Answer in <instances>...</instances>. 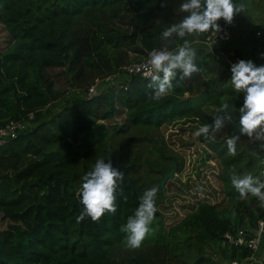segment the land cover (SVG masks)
Here are the masks:
<instances>
[{
    "label": "trees",
    "instance_id": "1",
    "mask_svg": "<svg viewBox=\"0 0 264 264\" xmlns=\"http://www.w3.org/2000/svg\"><path fill=\"white\" fill-rule=\"evenodd\" d=\"M160 2L0 0V24L8 34L0 51V126L31 114L30 125L0 144V210L8 219L0 227V264H186L185 249L193 252L190 264H219L205 251L219 248L224 231L254 226L264 216L255 197L240 199L231 184L232 174L264 180V150L257 143L241 137L237 155L227 154L225 141L239 128L237 113L214 142L197 137L216 160V178L228 205L196 200L178 223L160 228L154 240L132 251L125 247L121 228L140 199L124 180L127 200L117 193L114 215L77 223L83 207L77 191L97 159L133 162L126 174L141 195L158 186L159 204L164 197L160 179L172 169L180 171L183 161L154 132L185 118L198 130L212 123L222 103L242 106L230 67L208 52L197 60L200 73L174 81V92L160 101L150 98V79L137 73L99 87L90 97L53 88L45 71L49 66H63L70 88L85 89L88 75L102 80L159 49L162 31L186 15L179 11L184 0H167L165 8ZM177 44L182 40L177 38L170 50ZM50 103L59 110L51 112ZM159 215L158 210L155 218ZM247 254L244 248H230L232 258Z\"/></svg>",
    "mask_w": 264,
    "mask_h": 264
},
{
    "label": "clouds",
    "instance_id": "2",
    "mask_svg": "<svg viewBox=\"0 0 264 264\" xmlns=\"http://www.w3.org/2000/svg\"><path fill=\"white\" fill-rule=\"evenodd\" d=\"M160 7H167V0H161ZM246 10V0H184L179 5V11L186 15L162 31V46L152 49L148 54L150 69L145 75L150 79L147 87L153 90L150 98L160 101L174 92V81L190 80L194 74L200 73L198 50L188 37L210 31L217 33L221 30L218 21L223 19L231 25L234 17L246 14ZM177 38L182 40V44L170 50ZM259 56L264 59V52L259 53ZM229 70L234 91L243 94L242 106L236 108L227 102L222 103L212 114V123L201 125L194 135L214 142L216 134L231 124L238 113V131L225 141L227 154L232 157L237 155V143L241 137H247L264 150V65L257 66L252 60L241 59L232 63ZM230 179L240 199L250 195L264 208V180L250 173L232 174ZM124 180L125 173L114 167L110 158L107 162L103 158L97 159L93 168L82 177L78 195L83 207L76 217L77 223L85 218L99 222L106 213L114 215L117 212V193L127 200L121 187ZM159 191L158 186L144 191L134 214L122 226L121 231L126 233V249H140L152 233V224L158 211L156 202Z\"/></svg>",
    "mask_w": 264,
    "mask_h": 264
},
{
    "label": "rangeland",
    "instance_id": "3",
    "mask_svg": "<svg viewBox=\"0 0 264 264\" xmlns=\"http://www.w3.org/2000/svg\"><path fill=\"white\" fill-rule=\"evenodd\" d=\"M121 24L122 28H128L125 21H122ZM7 44L8 34L0 24V51ZM129 54L131 53L129 52ZM45 71L52 80L54 89L63 90L66 95L77 92L79 94L83 93V87L85 85L70 88L67 79L69 76L64 73L63 66H49ZM95 78L99 77L88 75L87 84L91 83ZM184 95H187V92H184ZM48 106L51 112H56L60 108L57 103H50ZM28 124L30 125L29 122L27 126ZM195 131H197L196 123L191 122L189 118H185L183 120L162 124L154 132L157 136H162L167 146L182 157L183 164L181 170L176 171L174 176L166 179L163 184L164 197L159 204H156L160 215L154 219L152 224L153 231L145 239L144 243L154 240L160 228L167 230L168 227L178 223L196 200L205 199L211 203H220V206L228 205L221 191V184L216 178V172L218 170L216 160L210 155H207L208 151L194 135ZM201 188L205 190L202 193H206V196L199 198L196 191ZM7 220L2 210H0L1 228ZM180 239L181 237L177 239L179 245L181 243ZM123 241L126 243V235ZM182 251L184 252V260L187 261L186 264H190L189 254L193 252L191 251L189 253L187 249ZM205 252L207 254L211 253V248Z\"/></svg>",
    "mask_w": 264,
    "mask_h": 264
},
{
    "label": "built area",
    "instance_id": "4",
    "mask_svg": "<svg viewBox=\"0 0 264 264\" xmlns=\"http://www.w3.org/2000/svg\"><path fill=\"white\" fill-rule=\"evenodd\" d=\"M220 29L221 30L217 33L210 31L204 34L203 38L199 40L202 45L201 50H205V53L208 52L214 59L220 60L230 67L232 63L241 60V57L235 49H224L223 47V44L226 43L230 37L231 31L229 24L222 22L220 24ZM253 35L264 41V25L254 29ZM180 45L181 44H177L172 50H175ZM148 59L149 55L139 61L126 64L119 73L111 76H104L102 80L101 78H95L83 89L82 95L90 97L98 91L99 87L103 88L111 83H116L121 78L127 77L133 73L146 77L145 73L150 69ZM29 118H31L30 113L26 118L9 120L4 125L0 126V144L8 139L14 138L19 132L26 128ZM203 190L201 188L196 191L199 198L206 196V193H202ZM232 247L244 248L248 251V254L239 258H232L230 257V248ZM217 249H225V251H228L227 254H224L220 250L218 253L212 252L211 256L215 257V260L219 264H264V216L257 219L254 226L236 228L233 231H224L221 235L219 248Z\"/></svg>",
    "mask_w": 264,
    "mask_h": 264
},
{
    "label": "crops",
    "instance_id": "5",
    "mask_svg": "<svg viewBox=\"0 0 264 264\" xmlns=\"http://www.w3.org/2000/svg\"><path fill=\"white\" fill-rule=\"evenodd\" d=\"M247 10H246V20H247V30L252 36L253 40H248L245 29L243 26V14L234 17V21L230 26V37L226 43L223 44L224 49H239L240 57L243 60H252L255 64L254 50H257V54L261 65H264V59H260L259 53L264 52V41L253 35L254 29L264 25V0H246ZM192 45L198 50V60L205 53L202 49V45L199 40H193ZM253 44L255 46H253ZM221 249L216 247L211 248L212 252L218 253ZM224 253V252H223ZM215 260V257L212 256Z\"/></svg>",
    "mask_w": 264,
    "mask_h": 264
},
{
    "label": "water",
    "instance_id": "6",
    "mask_svg": "<svg viewBox=\"0 0 264 264\" xmlns=\"http://www.w3.org/2000/svg\"><path fill=\"white\" fill-rule=\"evenodd\" d=\"M243 26H244L245 34H246L248 40L252 41L253 38L249 34V32L247 30L246 14H243ZM253 46H255V45L253 44ZM254 57H255L256 65L257 66H260L261 63H260V60H259V57H258V54H257V50L256 49L254 50ZM132 165H133V162H130L127 165H122L118 161L113 162V166L114 167L119 168L121 171H123L125 173V184L129 188L130 192H135L137 194V197L140 199L141 194L139 192V189L133 184L132 178L129 175L126 174V170L128 168L132 167ZM174 174H175L174 169H172L168 173L164 174L163 177L159 181V186L161 188H163V184H164L165 180L166 179H169V178H172L174 176ZM78 192H79V190L77 191V196L79 197Z\"/></svg>",
    "mask_w": 264,
    "mask_h": 264
},
{
    "label": "flooded vegetation",
    "instance_id": "7",
    "mask_svg": "<svg viewBox=\"0 0 264 264\" xmlns=\"http://www.w3.org/2000/svg\"><path fill=\"white\" fill-rule=\"evenodd\" d=\"M127 171V170H126Z\"/></svg>",
    "mask_w": 264,
    "mask_h": 264
}]
</instances>
